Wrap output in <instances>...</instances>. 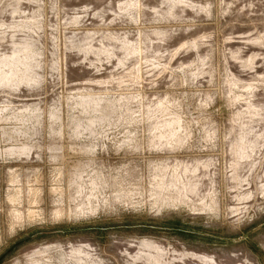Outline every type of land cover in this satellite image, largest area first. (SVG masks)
Wrapping results in <instances>:
<instances>
[{
  "label": "rangeland",
  "instance_id": "374dc122",
  "mask_svg": "<svg viewBox=\"0 0 264 264\" xmlns=\"http://www.w3.org/2000/svg\"><path fill=\"white\" fill-rule=\"evenodd\" d=\"M0 264H264V0H0Z\"/></svg>",
  "mask_w": 264,
  "mask_h": 264
}]
</instances>
